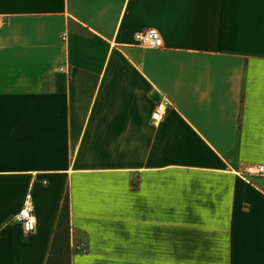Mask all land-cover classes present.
Returning a JSON list of instances; mask_svg holds the SVG:
<instances>
[{
	"label": "crops",
	"instance_id": "0c3cea01",
	"mask_svg": "<svg viewBox=\"0 0 264 264\" xmlns=\"http://www.w3.org/2000/svg\"><path fill=\"white\" fill-rule=\"evenodd\" d=\"M0 21V264H264V0H0Z\"/></svg>",
	"mask_w": 264,
	"mask_h": 264
},
{
	"label": "built area",
	"instance_id": "2783aa9c",
	"mask_svg": "<svg viewBox=\"0 0 264 264\" xmlns=\"http://www.w3.org/2000/svg\"><path fill=\"white\" fill-rule=\"evenodd\" d=\"M1 26V21H0ZM135 42L139 47L154 49L160 45V35L155 30H146L135 35ZM170 103L164 99L159 102L151 115L153 123H159L166 115ZM254 175L264 176V165L255 167ZM15 221L20 224L24 235H30L35 231L36 219L34 214V205L31 190L27 191L24 196L23 204L15 216Z\"/></svg>",
	"mask_w": 264,
	"mask_h": 264
}]
</instances>
